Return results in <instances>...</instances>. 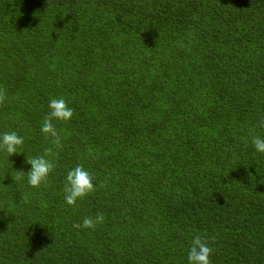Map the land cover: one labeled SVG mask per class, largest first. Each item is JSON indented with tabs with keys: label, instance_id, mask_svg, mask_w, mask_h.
Wrapping results in <instances>:
<instances>
[{
	"label": "trees",
	"instance_id": "obj_1",
	"mask_svg": "<svg viewBox=\"0 0 264 264\" xmlns=\"http://www.w3.org/2000/svg\"><path fill=\"white\" fill-rule=\"evenodd\" d=\"M0 88V135L24 138L0 150V264H188L196 235L212 264H264V0H0ZM77 164L96 191L69 206Z\"/></svg>",
	"mask_w": 264,
	"mask_h": 264
},
{
	"label": "clouds",
	"instance_id": "obj_2",
	"mask_svg": "<svg viewBox=\"0 0 264 264\" xmlns=\"http://www.w3.org/2000/svg\"><path fill=\"white\" fill-rule=\"evenodd\" d=\"M7 99L6 90L0 88V105H3ZM49 111L43 119L41 132L45 138H51V144L56 148L63 147L61 137L53 121H68L74 115V109L68 106L64 98H52L48 105ZM261 127H264V120L260 121ZM249 134L252 136V144L256 151L264 153V138L255 134V129H250ZM24 144V138L16 132H7L0 135V150H4L10 156L18 154V147ZM53 148L49 147L44 150L43 155L26 159V163L31 165L27 172V182L33 188H38L42 183H46L49 174L54 170L55 163L49 157H54ZM17 175L13 180L20 181L24 178L25 173L15 171ZM94 177L88 172L83 165L77 164L69 170L64 185L65 201L69 206H75L78 200L84 199L89 194L96 191L93 183ZM105 216L103 213H97L95 217L86 216L82 223H74L73 227L77 229H92L103 224ZM209 239L215 240V237L196 235L192 241L187 253L188 264H212L210 259L214 249L209 246Z\"/></svg>",
	"mask_w": 264,
	"mask_h": 264
}]
</instances>
